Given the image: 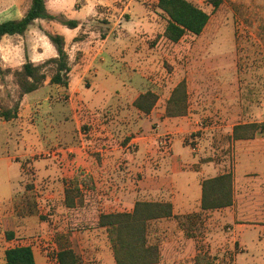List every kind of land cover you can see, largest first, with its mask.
Listing matches in <instances>:
<instances>
[{
  "label": "rangeland",
  "instance_id": "374dc122",
  "mask_svg": "<svg viewBox=\"0 0 264 264\" xmlns=\"http://www.w3.org/2000/svg\"><path fill=\"white\" fill-rule=\"evenodd\" d=\"M17 1L0 0V22L23 16L28 2ZM95 1L87 0L88 5L77 9L75 2L81 5L82 0H64L66 13L62 16L68 20L81 19L92 12ZM107 1L110 7L99 10L100 23L88 28L89 42H83L86 44L80 52L73 49L75 43L69 44L72 61L75 63L85 52H93L98 44V50L112 53V56H106L105 67L113 69L112 78L119 83L121 92H124L122 83L134 85L138 91L154 92L159 97L156 112L164 113L173 89L186 81L187 113L175 117L171 120L172 125L165 128V135L159 141L160 151L170 148V141L177 134L172 126L177 123L184 129L177 135L183 136L184 144L190 148L176 143V153L190 158L198 155L203 163L216 166L217 174L232 171L235 161L230 139L233 125L264 119V0H222L217 10L206 0H190L210 14V21L201 35L188 34L177 44L163 36L166 16L158 9V0ZM15 2V8H9ZM37 30L35 24L27 32L28 38L13 37L0 42L3 71L0 72V109L19 102L15 119L0 121V231L17 230L20 243L32 245L36 254L44 251L43 244L74 232L72 240L81 258L80 264H113L106 233L98 229L99 216L110 211L103 198L110 190L95 189L89 181L81 188L76 207L66 208L63 197L67 179L63 168L67 160L62 157V149L75 143L77 146L85 144L90 147L89 156L93 161L97 160L100 154L97 150L103 144L109 145L108 139L99 137L105 124L113 125L112 129L107 127L106 130L114 129L112 133L118 136V144L124 143L126 134L119 140L121 133H131V129L136 132L139 128H133L139 120L129 111V101L135 94L127 90L122 95L126 102L120 101L118 113H112L114 109L107 112L101 105H89L88 96L95 97L101 91L98 85L95 89H81L78 94L81 99L75 97L70 101L66 88L52 89L49 85L53 67L48 66L44 85L19 100L12 71L22 67L26 47H32L36 54L39 49L47 53L48 40ZM59 30L72 38L73 34L64 27ZM96 34L98 40L92 38ZM103 34H110L111 38L101 47L100 36ZM15 47L17 49L11 53V48ZM76 56L79 57L77 60ZM104 71L105 68L102 73ZM100 80H97L99 84ZM124 111L130 118L122 116ZM132 114L136 119L133 124ZM155 121L150 122L154 124ZM144 127L138 134L148 132L147 126ZM132 151L137 153L138 147L133 145ZM155 164L158 165L157 161ZM53 165L57 175H48L47 170ZM190 179H199V174L191 172ZM212 218L213 215L201 217L191 230L180 226L181 222L187 224L185 218L157 223L151 241L160 244L159 264H196L197 256L212 264H262L258 255L264 254V250L248 252L240 250L239 246L230 248V224L209 225ZM249 221L264 226V218ZM261 231L248 235L249 244L258 240L264 242V228ZM251 253L257 257L250 258ZM243 257H247V261Z\"/></svg>",
  "mask_w": 264,
  "mask_h": 264
},
{
  "label": "crops",
  "instance_id": "0c3cea01",
  "mask_svg": "<svg viewBox=\"0 0 264 264\" xmlns=\"http://www.w3.org/2000/svg\"><path fill=\"white\" fill-rule=\"evenodd\" d=\"M17 2H15V4L13 3V5L11 3L9 8L14 9ZM63 4L64 0H48V11L53 16H56V19L52 21L37 20L31 26L33 27L37 24V32L39 35L42 34V37L45 40H48L46 41L47 53L43 52L42 49H39L37 50L38 54H36L32 47H26L27 50L25 53L27 52L29 58L37 64L42 63L51 57H55L56 50L46 37L45 32L47 31L57 34L61 32L62 34L60 35H63L66 40V50L70 58L71 66L69 87L66 89L70 94L69 100L72 101L73 98L80 97L78 94H81V89H95L96 85H98L101 91L95 97L88 96L90 100L89 105L96 107L101 105L102 107L107 108V112L114 109L115 111L111 112L114 113L117 111L118 113L120 101L126 102L122 98V95H125L124 93H127V90H132L135 96L129 101V111L135 114V117L139 120V122L133 126V128L139 126L136 132L134 129H131V133H121L119 140L124 134H126V141H124V143L122 142V144H118V136L112 133L115 131L114 129L111 130V132H108L106 130V128L109 127L108 125L105 124V126L101 127L103 130L102 133L105 132V134L101 133L99 137H103V140L108 139L107 142L109 145L103 144L105 147L101 146L97 150L100 152L97 160H92L89 156L90 147L85 144L77 146L75 143L74 145L71 144L67 149L63 148L62 157L67 160L66 166L63 168V174L67 179V184H65L66 188L69 181L77 173H82L84 176L90 178V183L95 189L102 188L103 190L106 188L110 190L107 196H103V198L106 199L105 202L108 206L107 210L110 211H105L104 213H112L114 211L130 212L133 210L134 205L138 200L169 201L173 205L174 216L179 217L180 219L194 213H200L203 180L215 177L224 172L217 174L216 170H218V168L211 163H203L198 155L190 158L186 155L184 156L183 154L175 152L174 146L176 143L190 148L184 144V137L177 135L184 132L183 127H178L177 123H174L172 126V129L177 134L171 139L170 148L163 152L160 151L159 141H161V137L165 135V128L172 125L171 120H174L175 117H167L165 115L166 109H164V113L162 111L156 112V108H154L149 115H145L133 106L135 99L144 92L141 90L138 91L134 85H127L125 83H122L124 92H121L119 83L112 78L114 75L113 69H111V71L108 70L109 68L105 67L107 64L105 62L107 60L106 56L110 57L112 56V53L98 50L97 44V46H94L93 52H85L84 55L77 53L82 55V57H80L81 59L76 56V60L78 58L79 60L75 63L72 61V56L68 49L69 44L75 43L73 49L75 52H80L79 50L81 47L86 44L83 42H89L88 40L91 38V36H89L90 32L88 31L89 26L100 23L99 10L101 11L104 8L110 7V2L107 0L95 1L92 7V12L81 19L75 20L79 22V25L73 29L68 28L61 22V19L68 20L65 16H62L66 13ZM82 5H88L87 0H82L81 5L78 2H75L74 6L77 9H81ZM109 10H112V8ZM21 17L22 16L19 15L12 19H19ZM63 27L65 30L67 29L73 34L72 38L69 39L65 32L59 30ZM13 37L19 36L4 37L3 40ZM23 38H28L27 33ZM92 38L98 40L97 34ZM100 38L102 39V43H100L102 47L109 42L111 36L110 34L107 36L106 34H103ZM23 46L25 48V45ZM17 47H20V45H17ZM17 47H15V49L11 48V53H13ZM100 59H102L101 61L103 62H100ZM96 60H98V62ZM103 68H105L106 71L102 73ZM99 75L101 80L99 79ZM97 80H100L101 83L99 84ZM54 88L56 89L58 86ZM28 95L24 96L23 99L27 98ZM85 97H83V99H85ZM48 99L49 98L47 97V100ZM133 114L130 119L132 124L136 123ZM125 115H127L126 111L122 112V116L125 117ZM127 117L130 118L128 115ZM128 118L127 121L129 120ZM153 119L156 120L154 124L150 122ZM72 120L73 118L70 116V121L72 122ZM251 122L257 121L249 120L241 123ZM261 122H264V119L258 121V123ZM241 123H236L233 126ZM144 125L147 126L146 128H148V132L138 134L144 130ZM109 128L112 129L113 125ZM56 129H58L57 124ZM161 130H163L162 133H160ZM101 140L102 139H100V141ZM164 144L166 145L167 142ZM231 144L235 158L232 167L234 177V204L226 209L204 213L201 217L213 215V218L209 219L208 224H214L217 225V227L230 224L231 227H229V234L232 239V242H230V248L236 249L237 246H239L240 250H246L248 252L250 250L263 251L264 242L258 240L249 244L248 235H253L255 232L259 234V232H262V228H264V226H257L256 224H253L252 221H249L250 219L264 218V130L258 132L253 139L232 140ZM133 145L138 147L137 153L132 151ZM165 147H163V149ZM68 154L69 159L67 158ZM53 155H55V152ZM55 158L56 155L54 156V159ZM156 161L158 165H154ZM54 165L47 170L48 175H57V168ZM191 172H197L199 174V179L192 181L190 179ZM58 174L61 173L58 171ZM124 208L127 209L124 210ZM1 221L2 218L0 216V223ZM98 229L103 230L99 227ZM11 230L15 232V239L10 241L6 239L5 231H0V264H4L5 251L8 248L30 245L27 243L25 244V242H23L24 244H21L18 239V231L15 229ZM30 247L33 250L36 264H46L47 258L44 252L36 254L32 245H30ZM252 256H254V258L257 257L253 254L249 257L253 258ZM258 258L262 261V264H264V254L261 253V255H258ZM244 259L247 261V257H243V260ZM113 264H115V261H113Z\"/></svg>",
  "mask_w": 264,
  "mask_h": 264
},
{
  "label": "trees",
  "instance_id": "16d2710c",
  "mask_svg": "<svg viewBox=\"0 0 264 264\" xmlns=\"http://www.w3.org/2000/svg\"><path fill=\"white\" fill-rule=\"evenodd\" d=\"M28 6L19 19L0 22V42L4 37H23L37 20L52 21L56 19L49 13L48 0H27ZM214 10H217L222 0H206ZM157 7L166 16V26L163 36L171 43H179L186 35L199 36L210 21V14L190 0H158ZM70 29L79 25L75 20H61ZM46 37L56 50V56L43 63H34L25 53V61L18 70H13L15 82L19 89V100L24 96L39 90L47 80L46 68L53 67L49 85L69 87L71 72L70 58L66 50V40L63 35L45 32ZM0 72H3L0 67ZM159 97L152 91L140 94L133 106L145 115L155 108ZM19 102L10 108L0 109V121L10 122L18 115ZM188 109V93L186 81H181L173 89L166 107L168 117L184 116ZM264 130V122L241 123L233 127L231 140H250L258 132ZM90 181L89 177L77 173L68 183L64 191L63 203L66 208L76 207L77 198L82 187ZM92 188V187H91ZM234 204V177L232 171L224 172L215 177L204 179L202 182L201 212L185 217V229H193L202 214L222 210ZM180 220L173 214V205L169 201H136L132 211H116L102 213L98 219V227L106 233L115 264H159L161 247L151 241L155 225L164 220ZM180 223V222H179ZM8 241L15 239L11 229L5 232ZM73 234L56 239L57 260L59 264H80L81 258L73 245ZM196 264H212L205 262L204 257L197 256ZM4 264H36L33 250L30 246H15L5 251Z\"/></svg>",
  "mask_w": 264,
  "mask_h": 264
},
{
  "label": "built area",
  "instance_id": "2783aa9c",
  "mask_svg": "<svg viewBox=\"0 0 264 264\" xmlns=\"http://www.w3.org/2000/svg\"><path fill=\"white\" fill-rule=\"evenodd\" d=\"M53 241L43 244V250H44L43 252L47 258L48 261L47 264H59L57 260V244L55 241L54 242ZM23 246H30V245H23Z\"/></svg>",
  "mask_w": 264,
  "mask_h": 264
}]
</instances>
